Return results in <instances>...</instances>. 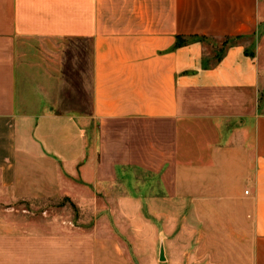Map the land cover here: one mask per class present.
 Masks as SVG:
<instances>
[{
  "label": "crops",
  "instance_id": "obj_1",
  "mask_svg": "<svg viewBox=\"0 0 264 264\" xmlns=\"http://www.w3.org/2000/svg\"><path fill=\"white\" fill-rule=\"evenodd\" d=\"M261 26L262 0H0V264H264ZM75 39L87 113L61 108Z\"/></svg>",
  "mask_w": 264,
  "mask_h": 264
},
{
  "label": "rangeland",
  "instance_id": "obj_2",
  "mask_svg": "<svg viewBox=\"0 0 264 264\" xmlns=\"http://www.w3.org/2000/svg\"><path fill=\"white\" fill-rule=\"evenodd\" d=\"M264 1V0H262ZM260 31L251 37L247 43L251 46L257 45V41L264 36V26ZM223 40H209L205 43V50L213 58L212 51L216 48L217 54L225 49ZM63 72L65 83L60 92L63 110L87 113L90 111V44L86 40L75 39L63 44ZM221 48V49H220ZM213 49V50H212ZM211 52V53H210ZM93 128V125H92ZM93 131L90 143L93 140ZM41 206L51 208L52 212L60 211V207H67L71 214H77L78 209L65 199L45 200ZM28 207V205H27ZM131 264H166L165 252L164 260L159 257L160 248H125Z\"/></svg>",
  "mask_w": 264,
  "mask_h": 264
},
{
  "label": "trees",
  "instance_id": "obj_3",
  "mask_svg": "<svg viewBox=\"0 0 264 264\" xmlns=\"http://www.w3.org/2000/svg\"><path fill=\"white\" fill-rule=\"evenodd\" d=\"M196 39L198 41H200V42H203V43H206L207 41L211 40L210 38H207L206 36H198ZM238 39H239L238 37H235V38L226 37V38L222 39L223 40L222 44L225 43V46L224 47L226 49L227 47H229V46L233 45L234 43H236L238 41ZM187 41L188 40H186L185 38L180 37V36H177L176 37V41H175V46L183 45V44L187 43ZM225 49L222 50L220 54H217V52L215 51L216 48H214V50L212 49L213 50L212 51L213 58H215V60H216L215 62H219L220 61V59L224 55Z\"/></svg>",
  "mask_w": 264,
  "mask_h": 264
},
{
  "label": "water",
  "instance_id": "obj_4",
  "mask_svg": "<svg viewBox=\"0 0 264 264\" xmlns=\"http://www.w3.org/2000/svg\"><path fill=\"white\" fill-rule=\"evenodd\" d=\"M159 257H160V260L163 261L164 260V256H163V248L162 246H160V253H159Z\"/></svg>",
  "mask_w": 264,
  "mask_h": 264
}]
</instances>
